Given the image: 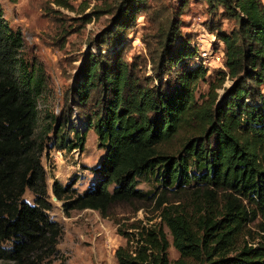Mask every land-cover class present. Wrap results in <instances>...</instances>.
Instances as JSON below:
<instances>
[{"label":"trees","instance_id":"obj_1","mask_svg":"<svg viewBox=\"0 0 264 264\" xmlns=\"http://www.w3.org/2000/svg\"><path fill=\"white\" fill-rule=\"evenodd\" d=\"M200 1L210 16L233 21L229 30L221 19L208 25L223 44V67L208 74L172 20L158 31L148 57L128 60L126 34L148 0H119L115 29L102 36L109 50L83 55L66 108L46 130L57 119L56 132L62 126L72 132L60 140L71 151L83 150L93 128L106 150L85 190L53 181L64 212L91 209L107 216L114 205L132 202L157 211L151 223L117 228L125 239L114 250L117 264H264V241L248 239L253 222L264 233V3ZM104 6H95L87 20L110 12ZM23 47L21 32L8 25L0 7V242H9L0 257L44 264L56 253L61 226L49 217L36 137L44 77L25 62ZM200 82L207 87L197 94ZM142 182L154 185L144 189ZM26 190L33 203L22 198ZM169 236L179 253L174 260Z\"/></svg>","mask_w":264,"mask_h":264},{"label":"rangeland","instance_id":"obj_2","mask_svg":"<svg viewBox=\"0 0 264 264\" xmlns=\"http://www.w3.org/2000/svg\"><path fill=\"white\" fill-rule=\"evenodd\" d=\"M67 1L68 6L59 5L57 0H0L6 22L13 30L21 32L25 62L40 67L44 77V89L38 101L40 115L36 137L42 142L40 158L46 173L47 198L52 204L49 217L61 226L56 253L44 264H117L114 250L125 244L117 228L134 221H141V225L151 223L156 220L154 215L157 211L153 210L152 205L137 209V203L132 202L114 205L107 216L91 209L64 212L63 201L52 193L53 181L58 180L63 185L74 182L73 188L77 191L85 190L95 176L91 168L98 166L106 150L98 146L93 128L87 129L83 150L71 151L61 147L60 140L71 139L72 132L65 126L56 132L57 119L51 124L52 130L47 133L46 130L52 116H60L66 108L65 97L83 55L88 51L97 52L98 49L103 52L109 50V47L101 44L102 36L115 29L112 24L116 15L114 5L119 0ZM103 4L110 12L98 17L92 15L87 20L92 9ZM217 19L221 18L210 16L206 4L200 0H148V8L141 12L135 25L127 31L126 58L148 57V49L157 44L158 31L166 26L167 20L179 24L181 37L189 42L197 55L203 48L218 54L219 49L223 50V44L217 43L214 34L208 30V25ZM221 22L224 30H229L233 25V21L226 19H221ZM206 67L208 74H211L221 66L211 62ZM145 71L147 75L152 74L151 63H147ZM206 87V83L200 82L197 94ZM72 120L75 122V116ZM74 124L77 126V123ZM77 128L81 130L87 127ZM153 185V182H142L139 187L148 189ZM33 197L30 190H26L22 196L29 203H33ZM248 228L250 241H264V233L258 228L257 221L249 224ZM169 242V259L174 260L179 253L172 246L170 236ZM8 245L9 242H0V249ZM0 264L15 263L0 257Z\"/></svg>","mask_w":264,"mask_h":264},{"label":"built area","instance_id":"obj_3","mask_svg":"<svg viewBox=\"0 0 264 264\" xmlns=\"http://www.w3.org/2000/svg\"><path fill=\"white\" fill-rule=\"evenodd\" d=\"M218 54H214L211 50H209L208 48H203L201 49L198 57H197V61L199 63H201L204 66H208L209 64H211V62L215 63V64H219L221 67H223L222 65V50H218Z\"/></svg>","mask_w":264,"mask_h":264},{"label":"water","instance_id":"obj_4","mask_svg":"<svg viewBox=\"0 0 264 264\" xmlns=\"http://www.w3.org/2000/svg\"><path fill=\"white\" fill-rule=\"evenodd\" d=\"M56 199V198H55Z\"/></svg>","mask_w":264,"mask_h":264}]
</instances>
